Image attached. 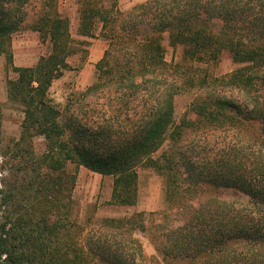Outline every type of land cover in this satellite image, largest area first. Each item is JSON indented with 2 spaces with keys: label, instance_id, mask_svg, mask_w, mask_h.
Returning a JSON list of instances; mask_svg holds the SVG:
<instances>
[{
  "label": "trees",
  "instance_id": "obj_1",
  "mask_svg": "<svg viewBox=\"0 0 264 264\" xmlns=\"http://www.w3.org/2000/svg\"><path fill=\"white\" fill-rule=\"evenodd\" d=\"M119 1L78 0L77 34L107 42L85 95L114 99L82 120L48 95L77 51L58 0H0V57L11 59V37L26 28L49 44L33 65L12 66L7 81V99L23 113L17 143L40 136L44 148L26 164L28 181L0 176L2 264H93L91 252L134 263L120 246L70 235L69 164L111 176L115 206L136 204L140 168L162 178L165 210L153 228L132 215L101 222L130 237L147 233L165 264H264V0H144L126 9ZM165 33L182 48L178 62L165 59ZM224 51L237 67L209 75L206 65ZM114 116L125 124L114 127Z\"/></svg>",
  "mask_w": 264,
  "mask_h": 264
},
{
  "label": "rangeland",
  "instance_id": "obj_2",
  "mask_svg": "<svg viewBox=\"0 0 264 264\" xmlns=\"http://www.w3.org/2000/svg\"><path fill=\"white\" fill-rule=\"evenodd\" d=\"M142 1L144 0H120L119 6L126 9ZM58 8L61 14L69 19L71 37L77 51L69 58V69L64 70L62 75L52 82L48 95L64 114H73L84 120V112L94 111L91 112V118L96 120L103 110L113 104L114 100L106 97L107 95L101 97L99 92L85 95L86 89L97 79L96 63L103 56L107 42L99 35L84 37L77 34L78 0H58ZM167 37L165 33L162 40L165 59L168 62H178L182 48L170 46ZM48 51L49 44L41 40L37 32L26 28L15 32L11 37V59L5 56L0 57V159L1 162L5 161L7 166L5 171L0 170L4 176L8 174L7 172H11L15 180L21 183L28 181L32 176L31 169L27 168V165L31 166V160L43 151L44 140L40 136H34L22 143H17L23 113L19 106L8 101L7 81L16 76L12 66L33 65ZM236 67L237 64L232 62L226 51L221 54L217 62L206 65L209 75L229 73ZM189 100L190 97L187 95L176 100L177 117L182 115ZM106 116H108L107 113ZM110 120V124L114 127H119L124 123L123 116H114ZM18 148L29 150L30 154L24 153L23 150L24 155H17ZM1 162L0 168L3 167ZM32 162H35L34 159ZM67 171L75 174L71 192L72 199L70 198L69 202L76 223L71 227L70 235L77 237L86 246L100 245V248L111 250L120 246L127 259H134V263L127 261L130 264H165L147 233L135 230L133 236L130 237L128 230L124 233H117L119 231L103 227L101 222L105 218H127L132 215L135 224H139L142 219L146 226L153 228V224L161 219L159 212L165 210L162 203L163 180L154 170L150 168L138 170V199L135 205L127 207L109 203L111 176H102L82 166L75 168L73 164L67 166ZM1 214L2 211H0V216ZM66 232L67 230L62 231L63 234ZM91 255L94 258L93 264H108L109 262L107 254L91 252ZM2 260L3 256H0V264ZM175 264L186 263L177 261Z\"/></svg>",
  "mask_w": 264,
  "mask_h": 264
},
{
  "label": "built area",
  "instance_id": "obj_3",
  "mask_svg": "<svg viewBox=\"0 0 264 264\" xmlns=\"http://www.w3.org/2000/svg\"><path fill=\"white\" fill-rule=\"evenodd\" d=\"M0 162H1V159H0ZM2 175L1 171H0V176Z\"/></svg>",
  "mask_w": 264,
  "mask_h": 264
},
{
  "label": "crops",
  "instance_id": "obj_4",
  "mask_svg": "<svg viewBox=\"0 0 264 264\" xmlns=\"http://www.w3.org/2000/svg\"><path fill=\"white\" fill-rule=\"evenodd\" d=\"M98 174V173H97Z\"/></svg>",
  "mask_w": 264,
  "mask_h": 264
}]
</instances>
